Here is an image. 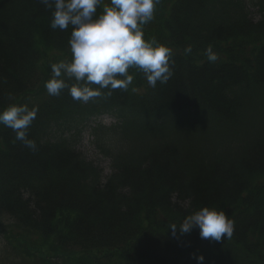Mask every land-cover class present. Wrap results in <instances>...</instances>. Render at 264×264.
<instances>
[{
  "label": "trees",
  "instance_id": "16d2710c",
  "mask_svg": "<svg viewBox=\"0 0 264 264\" xmlns=\"http://www.w3.org/2000/svg\"><path fill=\"white\" fill-rule=\"evenodd\" d=\"M51 15L40 0H0V110L37 108L35 150L0 124V209L49 244L36 246L41 264H264V0H160L143 27L172 48L166 83L130 70L127 91L32 104L48 52L70 53L71 29H51ZM100 114L117 120L90 129L106 175L80 149ZM202 206L234 220L230 238L180 233Z\"/></svg>",
  "mask_w": 264,
  "mask_h": 264
},
{
  "label": "clouds",
  "instance_id": "9594fccd",
  "mask_svg": "<svg viewBox=\"0 0 264 264\" xmlns=\"http://www.w3.org/2000/svg\"><path fill=\"white\" fill-rule=\"evenodd\" d=\"M52 10L50 28L71 29L68 44L70 59L51 65V76L45 81L50 96H59L67 89L74 100H90L110 96L113 90L127 91L134 75L142 73L149 87L166 83L173 75L170 66L172 48L144 38V25L151 21L160 0H40ZM102 6V10L98 8ZM191 45L184 52L190 54ZM209 62L218 60L211 46L206 49ZM71 81V83H69ZM106 90V91H105ZM136 91V88L132 89ZM37 115V108L11 104L0 110V124L12 129L15 138L28 149L35 150L36 142L27 131ZM193 227L200 237L220 241L230 238L234 220L223 209L202 206L186 215L178 227L181 234ZM173 232L177 227H171ZM202 255L197 256L203 261Z\"/></svg>",
  "mask_w": 264,
  "mask_h": 264
},
{
  "label": "rangeland",
  "instance_id": "374dc122",
  "mask_svg": "<svg viewBox=\"0 0 264 264\" xmlns=\"http://www.w3.org/2000/svg\"><path fill=\"white\" fill-rule=\"evenodd\" d=\"M103 2L107 3V0H103ZM251 10L253 11V9ZM64 53L65 52L50 50L46 59L43 58L44 61H42L40 65L48 75L46 80H48L51 76V65L53 63L63 59H70V54ZM43 87L44 90L42 92ZM34 91L35 95L31 96L29 99L32 104L40 102L48 95L43 80L37 83ZM108 117L109 116H105L102 121L109 122L110 119ZM94 139V136L92 138V136L90 137L87 132H84L82 135L80 149L89 159L95 161L103 169L104 174H107L110 170V161L100 152L99 149L95 147ZM44 242L45 241L37 234L21 229L13 218L5 214V212L0 209V261L24 260L31 264H41L43 253L40 252L39 250L41 249H37L36 246H42L45 253L52 251L49 244H43ZM52 261L55 262V260ZM60 262H62V260Z\"/></svg>",
  "mask_w": 264,
  "mask_h": 264
}]
</instances>
